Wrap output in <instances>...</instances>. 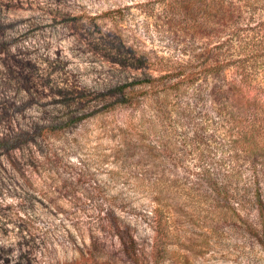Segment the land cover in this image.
<instances>
[{
	"label": "rangeland",
	"instance_id": "obj_1",
	"mask_svg": "<svg viewBox=\"0 0 264 264\" xmlns=\"http://www.w3.org/2000/svg\"><path fill=\"white\" fill-rule=\"evenodd\" d=\"M187 1L0 0V264H156V196L171 242L157 264H264V221L218 191L226 139L209 96L195 105L192 87L170 91L160 116L161 89L108 106L150 67L209 63L190 56L204 41L190 37ZM242 10L246 40L264 0ZM239 47L232 37L222 50L235 60Z\"/></svg>",
	"mask_w": 264,
	"mask_h": 264
},
{
	"label": "trees",
	"instance_id": "obj_2",
	"mask_svg": "<svg viewBox=\"0 0 264 264\" xmlns=\"http://www.w3.org/2000/svg\"><path fill=\"white\" fill-rule=\"evenodd\" d=\"M198 1H187L191 10L184 21L191 22L190 37L204 42L199 51L196 48L191 50L190 56L197 58L205 55L209 63L192 68L178 62L158 68L150 67L157 71V75L115 86V97L108 106H133L141 95L161 89L163 93L156 94L155 106L160 116L168 112L165 98L170 91L192 87L195 105L203 103L207 94L210 106L221 118L219 125L226 139L223 145L225 149H220L223 156L216 161L219 167L228 168L219 174L218 191L226 199L234 200L240 210L248 209L246 204H249V209L256 212L260 221H264V21L259 28L245 30L246 40H239L238 26L243 7L253 8L260 0H201L200 4ZM198 6L202 11L200 15L195 12ZM174 18L169 19V25L173 22L177 24ZM232 37L240 43L235 60L224 55L222 50L230 47ZM229 67L234 70V76L230 79L216 81L207 89L196 82L202 74L206 77L220 76ZM176 114L180 112L176 111ZM16 140L14 138L10 142ZM212 162L209 161L207 165ZM245 169L250 174L243 179ZM203 175L211 180L209 173L204 172ZM154 200L156 205L150 212L151 221H154L150 250L152 261L157 264L166 258L171 242L166 238L167 232L160 223L169 221L168 210L159 196L154 197ZM236 216L242 220L240 214ZM255 236L260 238L258 233ZM120 241L125 251L134 252L130 237Z\"/></svg>",
	"mask_w": 264,
	"mask_h": 264
}]
</instances>
